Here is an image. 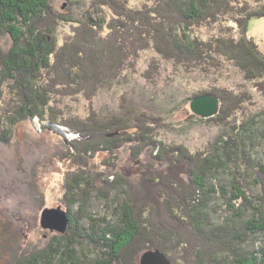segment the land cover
Instances as JSON below:
<instances>
[{
    "label": "trees",
    "instance_id": "16d2710c",
    "mask_svg": "<svg viewBox=\"0 0 264 264\" xmlns=\"http://www.w3.org/2000/svg\"><path fill=\"white\" fill-rule=\"evenodd\" d=\"M51 1L0 0V38L12 40L5 53L0 50V88L8 82L21 94L24 107L14 114L18 121L38 117L42 125L61 123L63 120L58 117L47 119L53 103L81 97L92 101L104 89L127 84L137 72L138 59L149 51L158 57L151 59L141 74L148 81L159 75L161 61L176 72L205 75L222 71L223 63H228L264 94L260 80L264 77V53L248 37L249 23L264 19L261 0H255L259 3L257 8H251L248 0H143L140 5H133L130 0H91L92 9L76 20L72 6L68 14H58ZM67 4L74 2L67 0ZM105 8L111 11V17ZM228 23L234 26H226ZM66 24H71L73 32L61 46L56 31ZM216 26L219 32L208 39L195 33L202 27ZM235 27L241 31L240 39L231 34ZM210 92L221 105L219 114L209 120L230 125L235 111L233 99L243 93L235 97L234 91L219 87ZM91 110L94 117L87 122L89 127L82 128L75 121L64 125L96 153L108 155V159L126 149L135 166L130 177L120 173L115 183L109 182L97 190L106 199L110 194L107 190L117 191L123 186L135 201L124 208L123 204L114 207L108 219L114 223L106 226L112 238L108 239L105 232H101L104 237H85L101 255L100 261L124 264L131 251L134 253V242L140 252L162 251L172 264H264V245L254 248L257 236L264 233V187L262 194H256L249 180L255 178L254 174L264 176V165L254 160L252 150L238 136L231 134L227 140L193 154L183 145H168L161 140L158 131L167 124L160 115L125 109L103 121L95 109ZM255 122V118L250 119L248 129L238 132L245 130L249 134ZM249 137L253 140V136ZM90 148L73 151V160L80 165L69 182L72 196L77 195L70 201L73 205L87 203L91 197L90 177L97 171L89 169L84 160ZM110 166L113 165L107 163ZM137 183L140 193L135 192ZM214 198H227L224 209L233 220H242V230L237 225L212 224L207 202ZM148 201L158 207L152 206L146 212L149 216L142 218L139 205ZM160 214L163 225L157 226L152 216L157 218ZM102 219L104 223L106 218ZM75 242L67 243L68 251Z\"/></svg>",
    "mask_w": 264,
    "mask_h": 264
},
{
    "label": "rangeland",
    "instance_id": "374dc122",
    "mask_svg": "<svg viewBox=\"0 0 264 264\" xmlns=\"http://www.w3.org/2000/svg\"><path fill=\"white\" fill-rule=\"evenodd\" d=\"M69 1L74 4H67V0H52L51 6L58 14H68V8L72 6L71 11L75 20L80 19L82 14L93 6L91 0ZM248 1L251 8L259 6L255 0ZM261 1L264 3V0ZM130 2L133 5L143 4V0ZM105 12L111 17V11L105 8ZM226 26L234 25L228 23ZM219 29L218 26L202 27L196 29L195 33L202 39H208L214 34L217 35ZM72 32L71 24L58 27L56 36L61 46ZM240 32V29L235 27L231 34L233 38L240 39ZM248 37L253 39L264 53V19L252 20L249 23ZM11 41L10 37L0 38L1 54L12 45ZM154 57L158 56L151 51L142 54L137 62V72L127 84L104 89L92 101L81 97L74 98L75 100L66 98L56 101V104L53 103L50 115L46 114L47 119L58 117L63 120L62 124L47 122L48 124L42 125L38 117L24 122L18 121L14 114L24 107L21 94L10 88L8 82H3L0 88V264H105L100 261L101 255L94 249L93 243H90V240L86 241L85 237H90L89 239L104 237L105 232L108 239L112 238L111 234L108 235L109 230L106 227L107 224L114 223L108 220L110 214L113 213L115 206L123 204L124 208L125 204L128 206L134 199L125 193L126 189L123 186L117 191H113L112 188L107 190L110 194L106 199L97 190L109 182L115 183L120 173L130 177L135 172V166L131 163L130 153L128 154L126 149L113 153L108 159V155L102 151L96 153L89 144L82 142L78 134L64 125L75 121L80 127L83 125L89 127L90 123L87 122L94 117L89 112L91 109V111L95 109L103 121L122 114L125 109L160 115L167 124V127L158 131L161 140L168 145H183L193 154L207 150L213 143H221L227 136L235 134L239 141L250 149L249 151L252 150L254 160L258 159L257 162L262 161L264 165V94L252 81L247 80L238 68L228 63H223L222 71L205 75L199 72L189 74L176 72L170 64L163 61L160 62L159 75L148 81L141 74ZM260 80L264 84V77ZM213 87L234 91L235 97L243 93L242 97L239 96L240 101H237L239 98L233 99L235 111L230 118V125L223 126L209 120L216 117L219 111L212 118H202L191 112L192 99L205 95L217 97L210 92ZM240 102L241 105L237 107ZM252 118H255L256 122L250 133L245 130L240 131L242 134L238 132L240 129H248V122ZM84 126L82 128H85ZM249 135L253 136V140ZM81 147L91 149L88 150L90 151L87 154L88 158L84 157V160L87 161L89 169L97 172L93 178L90 177L92 183L89 187L93 189L87 203L73 205L70 201L77 198V195L72 196L69 182L72 179L71 174L80 168L73 160V151ZM107 163L113 166L108 168ZM256 169L259 172L258 166ZM254 175H256L254 179H249L253 183L251 189L256 194H262L264 176ZM255 180L258 181L257 184ZM135 186L137 187L135 192H142L138 183ZM246 189L250 192L249 188ZM136 200L139 202L137 197ZM227 202V198L224 200L214 198L207 202L210 221L214 225L242 227V220H233L230 212L224 209ZM145 203L139 205L143 211L142 218H147L149 216L146 217L147 210L156 206L155 202ZM46 210H56L66 215L68 225L65 231L45 228L42 225L43 212ZM93 217L97 219V224L91 220ZM104 217L106 221L103 223ZM162 217L161 214L158 215V219L152 216L157 226L163 225ZM81 237L83 240H79ZM74 240L76 242L68 251L67 243ZM96 240L103 242L102 238ZM135 244L134 242L131 244L134 253L131 251L132 255L126 257L124 264L140 263L146 251L140 252ZM263 245L264 233L257 236L254 248ZM135 247L136 250L133 249ZM164 255L172 264L171 259ZM221 255L222 253L218 256Z\"/></svg>",
    "mask_w": 264,
    "mask_h": 264
},
{
    "label": "water",
    "instance_id": "95a60500",
    "mask_svg": "<svg viewBox=\"0 0 264 264\" xmlns=\"http://www.w3.org/2000/svg\"><path fill=\"white\" fill-rule=\"evenodd\" d=\"M219 105V99L210 95L196 97L190 101L191 112L202 118H212L217 115ZM42 225L45 228L65 231L68 220L65 214H61L56 210H46L43 212ZM139 264H170V262L159 250H148L141 257Z\"/></svg>",
    "mask_w": 264,
    "mask_h": 264
},
{
    "label": "bare ground",
    "instance_id": "6f19581e",
    "mask_svg": "<svg viewBox=\"0 0 264 264\" xmlns=\"http://www.w3.org/2000/svg\"><path fill=\"white\" fill-rule=\"evenodd\" d=\"M103 129V128H102ZM160 151V150H159ZM163 151V150H162ZM160 154H161V152H160ZM163 164V163H162ZM166 179H167V177H166ZM176 180V179H175ZM180 191V190H179ZM184 192V191H183ZM259 200H261V199H259ZM194 205V204H193ZM262 215V214H261ZM261 219V218H260ZM252 225V224H251ZM256 226H258V225H256ZM249 229V228H248ZM181 231V230H180ZM111 234V233H110ZM87 235V234H86ZM195 237V236H194ZM125 238V237H124ZM143 245H144V243H142ZM109 245V244H108ZM146 246V245H145ZM149 247V246H148ZM194 247V246H193ZM153 250V249H152ZM162 252V251H161ZM137 253V252H136ZM163 253V252H162ZM124 256V255H123ZM264 262V261H263ZM260 264V263H259Z\"/></svg>",
    "mask_w": 264,
    "mask_h": 264
}]
</instances>
